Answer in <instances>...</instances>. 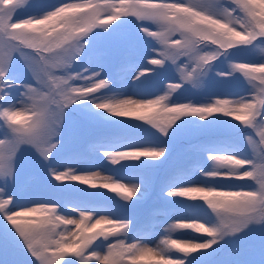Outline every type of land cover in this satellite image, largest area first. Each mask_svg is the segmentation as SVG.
<instances>
[{"label":"snow or ice","instance_id":"snow-or-ice-1","mask_svg":"<svg viewBox=\"0 0 264 264\" xmlns=\"http://www.w3.org/2000/svg\"><path fill=\"white\" fill-rule=\"evenodd\" d=\"M0 254L264 264V0H0Z\"/></svg>","mask_w":264,"mask_h":264},{"label":"rangeland","instance_id":"rangeland-1","mask_svg":"<svg viewBox=\"0 0 264 264\" xmlns=\"http://www.w3.org/2000/svg\"><path fill=\"white\" fill-rule=\"evenodd\" d=\"M136 52L139 53L140 49H136ZM106 71H110V64H106L105 66ZM220 87L215 83V81H209L206 85V88L204 92H196L195 94H186L184 96H181L180 99L183 101H187L188 99L193 98V95L196 99H200L202 96L212 93V92H218L220 91ZM238 90V89H237ZM235 98V97H233ZM187 148V142L184 144L178 145L173 153V156L169 160L168 163L163 165L161 168L155 170V175L157 177V183L150 189L148 198L145 200V202L142 205L137 206L136 208L132 209L131 212L134 215L137 216H143L144 212H146L149 209H156L158 210L156 212V221L160 225V227L157 229V235H155L151 241L150 246H155L157 243H159L160 239L162 238L159 235V232H162L165 228H167L168 224L175 222V215L176 213H173L172 216L166 217L164 215L163 209L170 208L171 206L166 205L164 201L160 198V184L159 181L166 175L169 168L172 165L176 164H184V163H192L195 167L196 161H189L188 160V154L184 151V149ZM30 157L25 158V171L27 173L32 172L31 164H30ZM97 171H102L104 175H110V173L103 171L102 169H96ZM195 179H200L198 172L195 175ZM243 183V182H239ZM46 189L43 186L33 185L29 189H27V193L36 192V193H43ZM108 195H114L113 193L109 192ZM43 198V197H38ZM163 221H167L166 223H161ZM200 234H197L195 232H192L190 230H177L172 234V238L175 239H183L185 241H191L193 243L198 242L197 240H192V237H198ZM203 237H201L202 239ZM11 255V254H9ZM177 255H182L177 253ZM4 257L2 254H0V260H2Z\"/></svg>","mask_w":264,"mask_h":264}]
</instances>
